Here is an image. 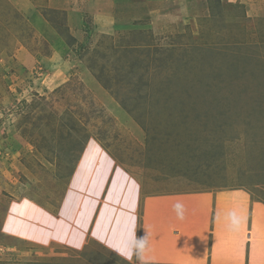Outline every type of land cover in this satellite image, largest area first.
I'll use <instances>...</instances> for the list:
<instances>
[{
    "label": "rangeland",
    "instance_id": "374dc122",
    "mask_svg": "<svg viewBox=\"0 0 264 264\" xmlns=\"http://www.w3.org/2000/svg\"><path fill=\"white\" fill-rule=\"evenodd\" d=\"M11 10L0 19V264H128L3 226L19 202L53 216L30 233L69 229L57 210L91 139L146 193L239 190L264 205V0H19Z\"/></svg>",
    "mask_w": 264,
    "mask_h": 264
},
{
    "label": "crops",
    "instance_id": "0c3cea01",
    "mask_svg": "<svg viewBox=\"0 0 264 264\" xmlns=\"http://www.w3.org/2000/svg\"><path fill=\"white\" fill-rule=\"evenodd\" d=\"M7 2L19 15V0ZM7 7H0L1 20ZM15 57L19 60V49ZM15 205L14 214L7 210L3 226L38 246L57 243L75 250L91 244L128 264H264V205L250 203L239 190L146 193L94 139L85 145L57 210L69 229L59 226L55 236L30 233L27 226L38 221L48 225L47 217L53 216L26 203L21 205L26 209ZM133 226L137 238L149 232L143 262L116 251L128 249ZM70 229L76 236L69 235Z\"/></svg>",
    "mask_w": 264,
    "mask_h": 264
},
{
    "label": "clouds",
    "instance_id": "9594fccd",
    "mask_svg": "<svg viewBox=\"0 0 264 264\" xmlns=\"http://www.w3.org/2000/svg\"><path fill=\"white\" fill-rule=\"evenodd\" d=\"M149 232L146 229L143 236L137 238L136 227L133 226L129 247L127 250L116 249L117 253L124 256L126 259L131 260L135 255L137 260L143 262L145 260V253L149 248Z\"/></svg>",
    "mask_w": 264,
    "mask_h": 264
}]
</instances>
